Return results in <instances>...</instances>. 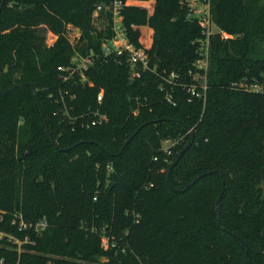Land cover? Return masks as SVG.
Wrapping results in <instances>:
<instances>
[{
	"label": "trees",
	"instance_id": "trees-1",
	"mask_svg": "<svg viewBox=\"0 0 264 264\" xmlns=\"http://www.w3.org/2000/svg\"><path fill=\"white\" fill-rule=\"evenodd\" d=\"M111 1L0 0V260L264 264V93L238 87L264 81V57L255 53L264 43V0H203L219 29L209 38L206 98L176 86L172 102L156 74L131 80L126 66L102 57L84 71L85 82L77 75L61 82L57 68L73 53L67 27L80 30L77 51L99 53L110 18L99 30L93 12ZM123 1L130 42L159 71L190 83L204 34L188 17V0ZM46 30L58 37L50 46ZM59 87L76 95L72 115L94 109L102 89L107 120L80 127L53 116L60 105L49 95ZM167 139L176 143L165 150ZM168 175L180 189L195 181L173 191ZM16 214L47 226L19 230ZM102 231L116 255L102 250ZM10 238L30 242L18 253Z\"/></svg>",
	"mask_w": 264,
	"mask_h": 264
},
{
	"label": "built area",
	"instance_id": "built-area-1",
	"mask_svg": "<svg viewBox=\"0 0 264 264\" xmlns=\"http://www.w3.org/2000/svg\"><path fill=\"white\" fill-rule=\"evenodd\" d=\"M128 5L123 0H112L107 4H97L93 12L94 24L104 17L106 20L109 17L110 23V36L106 37L100 45V52L95 53L94 50L90 49L85 53H80L76 49V42L80 39V30L68 26L66 29V36L72 45L73 53L70 57V62L67 66H59L57 69L60 72L59 77L61 82L68 83L72 81L75 75L78 80L83 83L86 80L84 71L91 68L94 61L98 57L106 59H112L116 65H124L128 68L129 78L131 80L139 79L144 72H150L156 74L160 78L159 89L165 92V98L167 101L172 102L174 87L181 86L187 90L191 98L201 99L205 101L206 92L208 89L207 85V69L209 62V38L212 34L217 33L214 31V24L211 23L209 18V11H207L206 18H198V23L202 28L204 38L196 41L198 58L193 63L194 69L188 70V76L191 80L190 83H183L180 81V74L175 71L166 72L165 70L159 71L156 64H151L150 59L143 48L135 46L130 42L124 24L122 11ZM189 8L188 17L192 16L193 5L190 0L187 1ZM145 8H149L145 6ZM208 8V5H207ZM197 18V17H196ZM108 24V20H107ZM134 26V25H132ZM106 29V27L104 28ZM75 30L77 34L74 37L77 40L71 41L68 35L69 31ZM235 86V84H233ZM238 87L243 91L252 93H264V81L262 82H241ZM55 99V102L60 105V108L53 112V116L59 115L61 120H67L68 122H78L80 127H89L91 125L101 124L107 120L105 113L101 111V105L103 102V90L101 89L96 95V107L94 109L89 108L87 111L82 112L78 115H72L70 113V102L76 98L74 93H70L67 89L58 88V96L55 97L53 93L49 95ZM68 99V100H67ZM17 224L19 230L27 227H33L36 232H41L47 226L46 220L42 219L35 224H28L24 222L20 214L15 215L13 221ZM100 246L103 251L115 249V255L118 253L116 243L113 242L110 237L101 232ZM13 243L16 244L17 252L20 253L22 250V244L30 242L28 238L24 241L18 239H12ZM126 246L120 248L121 253L126 252ZM0 264H3L0 260ZM19 264V262L13 263ZM45 264H57L55 259H48ZM95 264H108V258L104 257L98 260Z\"/></svg>",
	"mask_w": 264,
	"mask_h": 264
},
{
	"label": "rangeland",
	"instance_id": "rangeland-1",
	"mask_svg": "<svg viewBox=\"0 0 264 264\" xmlns=\"http://www.w3.org/2000/svg\"><path fill=\"white\" fill-rule=\"evenodd\" d=\"M190 3L193 5V10H192V16L197 17V18H206L207 16V5L206 2H204L203 0H190ZM259 5H264V3L260 2ZM107 24V20L104 17H101V19H99L96 23L95 26L99 29L102 30L106 27ZM214 31L218 32L219 29L214 26ZM75 34H77V32L75 30L69 31L68 35L70 37L71 41H76L77 37L75 36ZM44 36H45V40L44 43L46 46H50L52 45L56 40H57V36L54 35L52 32L46 30L44 32ZM76 37V38H74ZM258 46V50H255V53H258V55L260 57H264V43H260L257 45ZM181 138H184V136H182ZM176 143V140H163L162 141V147L167 150L168 148H170L171 146H173ZM107 256H101L98 258V260H100L101 258H104Z\"/></svg>",
	"mask_w": 264,
	"mask_h": 264
},
{
	"label": "water",
	"instance_id": "water-1",
	"mask_svg": "<svg viewBox=\"0 0 264 264\" xmlns=\"http://www.w3.org/2000/svg\"><path fill=\"white\" fill-rule=\"evenodd\" d=\"M2 5H3V4H2ZM2 5H1V6H2ZM1 6H0V8H1ZM26 85L29 86V87L32 89L33 94H34V96L36 97V94H35V90H34L33 84H32V83H27ZM5 93H6V92H0L1 95H5ZM140 128H141V127H140ZM140 128H138V129L134 132V134H132V135L127 139V141L125 142V144H126L127 142H129V141L132 139V137H133V136L139 131ZM183 150H184V149H183ZM183 150H182V151H183ZM182 151H181V153H182ZM179 155H180V154H179ZM178 157H179V156H177V158L172 162L171 167H170V169L168 170V173L170 172L172 166L177 162ZM212 172H215V171H210V172H208V173H212ZM202 175H203V174L198 175V176L195 178V180L198 179V178H200ZM167 180H168L169 185H170L171 188L173 189V191H183L184 189L188 188V187H189V186L195 181V180H194V181L191 182L190 184H187L186 187H185L184 189H180V188H177V187H173V186L171 185V182H170V179H169V175L167 176ZM223 192H224V185H223V187H222L221 193L219 194V196H218V198H217V200H216V206H217L216 210H217V218H218V222H220V220H219V215H220V214H219V212H220V208H219V206H220V202H221V198H222Z\"/></svg>",
	"mask_w": 264,
	"mask_h": 264
}]
</instances>
